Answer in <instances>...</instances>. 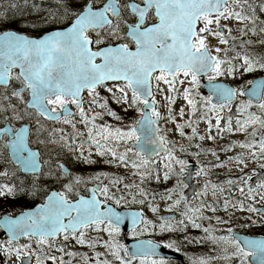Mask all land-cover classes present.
I'll return each mask as SVG.
<instances>
[{
  "label": "snow or ice",
  "instance_id": "snow-or-ice-1",
  "mask_svg": "<svg viewBox=\"0 0 264 264\" xmlns=\"http://www.w3.org/2000/svg\"><path fill=\"white\" fill-rule=\"evenodd\" d=\"M55 5L0 3V201L23 202L0 203L8 264H172L164 249L191 246L208 251L190 264H264V77L245 79L264 73V0ZM209 155L189 197L187 158Z\"/></svg>",
  "mask_w": 264,
  "mask_h": 264
},
{
  "label": "rangeland",
  "instance_id": "rangeland-1",
  "mask_svg": "<svg viewBox=\"0 0 264 264\" xmlns=\"http://www.w3.org/2000/svg\"><path fill=\"white\" fill-rule=\"evenodd\" d=\"M200 127H201V130H203L204 125L201 124ZM186 132H188V134H190V130H186ZM177 138L178 137H173V139H177ZM243 138L244 137L243 136H240V135H237V136L233 137V139H240V140H242ZM184 143L187 144L188 141L185 140ZM205 146L211 147L212 146V142L211 141H205ZM189 151H195V149L194 148L193 149H189ZM237 151H239V149ZM227 155H233V153H228ZM224 156H225V154L221 153V159H224ZM187 159H189V158H187ZM205 159H207V160H214V157H212L210 155L207 156V157H201V160H205ZM229 168H231L233 174L234 173H237V165L230 164V165H228V167H226L224 169H211L209 171V176L213 175L214 173H216L218 171H224V172L227 173L228 170H229ZM249 168L250 169H256L257 172L260 170L259 167H258V164L249 163ZM88 171H91V170H88ZM201 177H203V176L202 175L199 176V178H201ZM212 181H213V183H215L214 180H212ZM152 186L153 187H157L154 183L152 184ZM160 186L161 185L158 186V191L160 193H163L164 192V189L159 188ZM210 190H211V185H209V191ZM225 196L230 197L232 199V201L235 202L236 198L241 196V193L238 190H236V189H231V190L225 191V192H223V193L220 194L221 200H223V197H225ZM245 203H247V200L246 199H245ZM260 204H264V201H261ZM237 214L238 215H247L246 213H237ZM221 215H223V213H221ZM84 250L87 251V249H84ZM5 264H8V262L5 263ZM217 264H223V262H217Z\"/></svg>",
  "mask_w": 264,
  "mask_h": 264
},
{
  "label": "water",
  "instance_id": "water-1",
  "mask_svg": "<svg viewBox=\"0 0 264 264\" xmlns=\"http://www.w3.org/2000/svg\"><path fill=\"white\" fill-rule=\"evenodd\" d=\"M260 79L261 78H255L253 80L254 83L250 87H256V86H258L259 85V82H260ZM203 90L206 91V89H203ZM197 168H198V166L196 164H194V165L190 166V168L188 170V171H190L192 173V175H191L190 178L188 177V175H187V178H186V182L190 184L189 189L185 192L186 195H188V196L192 195L195 190L200 191L202 189V187H203L202 182L201 183H191V179L193 177V173L195 172V170ZM125 230H127V229H125ZM127 243H131V240H127ZM163 252L165 253L166 252V249H164ZM0 264H4V258L3 257H1V263Z\"/></svg>",
  "mask_w": 264,
  "mask_h": 264
},
{
  "label": "flooded vegetation",
  "instance_id": "flooded-vegetation-1",
  "mask_svg": "<svg viewBox=\"0 0 264 264\" xmlns=\"http://www.w3.org/2000/svg\"><path fill=\"white\" fill-rule=\"evenodd\" d=\"M252 234V233H250ZM186 255L183 252H180L181 254L184 255L183 260H180L178 258H173L172 264H190V258H195L199 253H204L207 252L208 249L205 248L204 252L202 251L201 247L198 246H191L187 248L186 250Z\"/></svg>",
  "mask_w": 264,
  "mask_h": 264
},
{
  "label": "trees",
  "instance_id": "trees-1",
  "mask_svg": "<svg viewBox=\"0 0 264 264\" xmlns=\"http://www.w3.org/2000/svg\"><path fill=\"white\" fill-rule=\"evenodd\" d=\"M28 11H30V9H28ZM248 78H250V77H248ZM248 78L246 80H248ZM5 206H7V205H5Z\"/></svg>",
  "mask_w": 264,
  "mask_h": 264
}]
</instances>
